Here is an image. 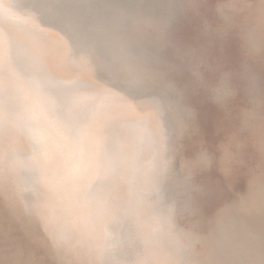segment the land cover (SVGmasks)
<instances>
[{"label": "rangeland", "instance_id": "rangeland-1", "mask_svg": "<svg viewBox=\"0 0 264 264\" xmlns=\"http://www.w3.org/2000/svg\"><path fill=\"white\" fill-rule=\"evenodd\" d=\"M181 1L183 7L164 36V52L177 68V74L168 75L169 81L181 89L189 110L185 127L174 141L177 147L173 146L174 173L184 178L182 161L199 150L202 138L218 157L220 141L244 123L258 143L264 137V113L257 109L255 119L244 113L253 107V97L264 95V24L256 16L259 0H223L235 10L228 18L232 31L222 36L215 31L222 21L214 5L209 10L204 0ZM252 29L262 32L254 40L259 45L251 43ZM238 32L246 39L248 57ZM47 33L60 39L55 30ZM11 46L0 28V145L17 147L8 153L12 172L0 167V264H99L89 248L92 239L78 235L87 237L95 230L101 206L115 184L116 154L135 157L136 163L156 158L155 110L133 104L132 94L99 80L86 68L73 72L54 51L43 53L54 72L77 76L54 84L46 81L29 63L19 61ZM225 71L232 74L237 95L221 108L208 99L207 85L215 84ZM251 76L256 77L252 89ZM78 94L81 99L75 100L73 110L56 101ZM114 100L130 105V115L114 114L109 109ZM104 111L108 118L95 126L93 115ZM244 159L246 164L231 175L220 173L217 165L211 174L217 184L210 192L197 194L191 188L188 192L191 214L179 216L178 223L184 228L189 219L195 222L191 231L198 241L192 248L200 256L208 253L207 240L229 210L264 211V151L249 148ZM64 220L74 225L78 235L61 237ZM176 261L158 254L146 264Z\"/></svg>", "mask_w": 264, "mask_h": 264}, {"label": "bare ground", "instance_id": "bare-ground-1", "mask_svg": "<svg viewBox=\"0 0 264 264\" xmlns=\"http://www.w3.org/2000/svg\"><path fill=\"white\" fill-rule=\"evenodd\" d=\"M182 7L181 0H0V28L16 58L29 63L37 75L53 84L77 76L54 72L43 57L44 52L54 51L73 72L90 70L99 80L132 94L133 104L152 106L157 115L156 158L138 163L139 155L136 163L130 155H115V184L101 206L95 230L83 237L70 222L61 224L62 238L76 234L83 240L92 239L89 248L99 264H146L158 254L189 263L193 258L192 264H264V211L229 210L218 220L207 240L209 251L202 256L193 251L198 241L193 231L184 238L170 239L166 234L171 233L173 221L155 214L161 197L164 205L176 202L178 208L185 204L191 208L190 187L174 173L175 165L161 171V160L173 157V146L178 143L174 141L189 113L183 92L169 81L168 75L177 68L164 52L167 28ZM256 16L264 24V14L258 11ZM48 30H55L60 39ZM252 33V45H259L254 40L262 37V32L252 29ZM151 89L155 92L150 93ZM79 97L70 95L63 102L56 101L73 110ZM129 106L114 100L109 109L126 117ZM104 112L93 115L95 126L108 118ZM7 145H0V167L11 170L8 153L17 147ZM181 215L178 211L175 217L177 228H181Z\"/></svg>", "mask_w": 264, "mask_h": 264}, {"label": "clouds", "instance_id": "clouds-1", "mask_svg": "<svg viewBox=\"0 0 264 264\" xmlns=\"http://www.w3.org/2000/svg\"><path fill=\"white\" fill-rule=\"evenodd\" d=\"M219 14L222 21L221 24L215 29L222 36H227L232 30L228 24L229 15L235 10L232 4H225L223 0H204V8L211 10L213 8ZM259 10L264 14V0H259ZM205 22L212 30L211 23L205 18ZM238 36L241 42V47L248 57L246 51V39L243 35L238 32ZM198 76L203 80V74L198 73ZM250 87L256 84V77L251 76L249 78ZM208 99L211 103L223 108L237 95V89L232 84V74L230 72H222L218 81L215 84H208ZM257 109L261 113H264V95L260 97H253V107L245 110L246 116H251L253 119L256 118ZM196 112L193 109V116L195 117ZM261 127L264 128V121H262ZM197 131L199 128L197 127ZM219 131V130H218ZM250 131V136H243L242 133ZM252 149L255 152L259 149L264 151V137L257 142L255 134L250 130L246 123L236 131H233L227 136L225 140H221L217 146V150L220 155L217 157L216 153L211 150L207 142L202 138L199 141V150L191 156H186L182 161V171L184 172L185 183L194 190L197 194H205L210 192L217 184L211 178V174L214 168L218 165V171L223 175H231L232 172L246 164L244 159V153L247 149ZM174 157H163L161 160V171L167 172L172 165ZM161 206L156 210L155 214L158 216L166 215L173 221V229L168 237L170 239L184 238L187 233L195 225V222L188 220L187 225L184 228H177L175 226V217L177 212L180 214L190 213V208L187 204L180 206L176 202L164 205L163 198H160ZM175 264H189L188 260H178Z\"/></svg>", "mask_w": 264, "mask_h": 264}, {"label": "water", "instance_id": "water-1", "mask_svg": "<svg viewBox=\"0 0 264 264\" xmlns=\"http://www.w3.org/2000/svg\"><path fill=\"white\" fill-rule=\"evenodd\" d=\"M174 133H175V131H174ZM174 133H173V135H174ZM173 135H172V136H173ZM173 165H174V163H173Z\"/></svg>", "mask_w": 264, "mask_h": 264}]
</instances>
